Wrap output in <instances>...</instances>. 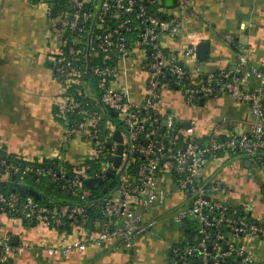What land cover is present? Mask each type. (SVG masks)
Returning a JSON list of instances; mask_svg holds the SVG:
<instances>
[{
	"label": "built area",
	"instance_id": "1",
	"mask_svg": "<svg viewBox=\"0 0 264 264\" xmlns=\"http://www.w3.org/2000/svg\"><path fill=\"white\" fill-rule=\"evenodd\" d=\"M36 2L45 8L54 39L53 71L64 96L58 108L64 136L85 143L91 155L87 152L79 167L72 170L64 167L63 159L46 163L30 158L8 160L0 155V212L57 231L69 221L78 233L75 239L41 242L48 255L65 257L88 245L118 244L129 252L134 240L155 226V220L145 219L148 210L176 200L172 221L179 227L194 223L195 239L171 246L169 264H262L253 247L264 246V216L252 219L248 215L253 202L229 204L221 200L224 187L206 177L204 169L227 153L240 155L251 166L264 170V72L240 47L234 69L195 76L198 67L181 64L166 46L167 39L174 40L184 32L182 56L192 64L198 61L196 46L207 40L204 30L186 29L190 18H198L188 0H171L169 5L166 0ZM52 8L56 10L54 17L50 16ZM225 39L233 44L230 38ZM114 52L123 60L132 53L142 57L147 90L141 103L130 102L126 92L116 87L117 66L108 62ZM86 78L92 80L94 90H89ZM251 80L255 83L250 87ZM167 82L189 102L227 93L236 103L247 105L253 117L250 131H228L224 138L197 140L192 127L159 114L161 87ZM71 85L83 89L79 92L96 108H87L70 96L67 90ZM113 120L123 128L118 167L112 163L119 145L113 138ZM116 169L120 173L114 190L90 201L92 192L85 180H105L110 172L114 176ZM28 176L38 185L48 180L78 203L41 204L30 194L21 196L1 189V185L16 183L27 187ZM92 205L101 216L98 221H90L87 208ZM26 246L12 245L0 235V264H9Z\"/></svg>",
	"mask_w": 264,
	"mask_h": 264
},
{
	"label": "crops",
	"instance_id": "2",
	"mask_svg": "<svg viewBox=\"0 0 264 264\" xmlns=\"http://www.w3.org/2000/svg\"><path fill=\"white\" fill-rule=\"evenodd\" d=\"M36 1L0 0V155L52 162L63 159L79 167L87 146L80 140H66L64 124L56 114L64 96L53 71L54 39L45 8ZM188 2L198 18H190L186 29L204 30L209 51L203 61L198 60L196 64L186 61L182 56L185 37L181 32L176 39L165 41L181 64L198 67L195 76L218 69H234L240 47L248 60L264 72V0ZM203 23H207L206 28ZM225 38H230L233 44L227 43ZM114 57L116 87L126 92L130 102L141 103L147 90L142 57L136 53L124 60ZM254 83L255 80H251L248 85L251 87ZM157 110L184 127H192L199 141L209 137L224 138L228 131L248 133L253 122L247 105L236 103L227 93L219 92L189 102L170 82L161 87ZM204 173L224 187L219 196L221 200L229 204L253 202L248 215L252 219L264 216V170L251 166L240 155L226 153L210 161ZM29 179L25 185L30 183ZM174 203L177 201L168 200L163 204L168 207L167 211L165 207L159 208L162 205L148 210L147 217L155 220V226L138 236L129 252L118 244H103L88 245L85 250L73 251L65 257L50 256L41 242L53 244L75 239L78 233L71 225H68L69 230L57 231L34 222H22L3 212H0V235L7 237L12 245H27L9 264H169L170 247L185 241L182 229L178 227L182 233L179 236L163 217L166 212L171 213ZM182 235L184 241H180ZM257 254L264 264L263 247Z\"/></svg>",
	"mask_w": 264,
	"mask_h": 264
},
{
	"label": "trees",
	"instance_id": "3",
	"mask_svg": "<svg viewBox=\"0 0 264 264\" xmlns=\"http://www.w3.org/2000/svg\"><path fill=\"white\" fill-rule=\"evenodd\" d=\"M54 5L56 7H58V3L57 1L54 2ZM108 62L110 63H115V58H114V55L112 54L111 57L109 58ZM86 83L87 85L90 87V88H93L92 86V80L90 78H86ZM79 90H83L81 89L80 87L76 86V85H71L68 90H67V93L70 95V96H73L76 100L80 101L83 106L85 104V107H90V108H96L95 106H93L92 104H89L87 99L83 97V92L81 91V93L79 92ZM94 90V88H93ZM57 116H59V119L62 120L61 118V114L59 115V112H56ZM1 156L7 158L8 160H12V159H15V158H12L6 154H2ZM45 162H49V163H53L52 161H48V160H45ZM55 163V162H54ZM64 167L68 170H72V169H76V166H72L70 165L69 163L67 162H64ZM30 179H32V176H28ZM114 177V176H113ZM111 176H107L104 183L99 185V184H95L96 188L95 189H91V197H90V201H95L97 199H100L101 197H103L104 195H106L108 192L106 191L105 193L103 192V188L104 187H107V190L110 189L109 186H108V182L113 178ZM29 179V180H30ZM50 185H53L55 186L54 184L50 183L48 180H44L43 181V185L41 184L40 186H38V188H35V186H32L31 183H27V187H31V188H34L35 190L41 192V194L39 195V197L36 199L39 203L41 204H52L54 201L55 202H75V203H78V201L74 200L71 195L67 192V191H62L61 189L59 188H55L56 191H54L52 194L50 193V190L48 189V186ZM1 189L3 191L7 190L6 189V186L5 185H1ZM28 194V193H27ZM21 195V194H20ZM26 195V194H25ZM21 196H24V195H21ZM62 199V200H61ZM87 213L89 215V218H90V221H98L101 219V216L99 214V211L97 208H95L93 205L88 207L87 208ZM189 228L188 229H184L183 227H180L183 231V234L185 235V241L181 244H187V243H190V242H193L194 241V236H193V232H194V223H191L189 222ZM68 225H70V222L69 221H65L63 226L59 229V230H62V229H67L69 230V227Z\"/></svg>",
	"mask_w": 264,
	"mask_h": 264
},
{
	"label": "water",
	"instance_id": "4",
	"mask_svg": "<svg viewBox=\"0 0 264 264\" xmlns=\"http://www.w3.org/2000/svg\"><path fill=\"white\" fill-rule=\"evenodd\" d=\"M166 3L169 5L171 4V0H166ZM56 14V10L54 8H52L50 10V16L54 17ZM209 51V42L208 41H203L201 43H199L196 46L195 49V54H196V58L199 61H203L206 58L207 52ZM117 53L114 52V56H116ZM202 100H200L199 102H201ZM110 114L112 116H114V112L110 111ZM113 124L116 126V130L114 131V135L113 138L115 140H117L119 142V145L117 147L116 150V156L112 159V163H113V167H118L121 161V153H122V136H121V130H123V128L118 124L117 120H113ZM107 176H111L113 177V173H108ZM104 179L101 178H88L85 180V184L87 187L91 188V189H95L96 186L95 184H103L104 183ZM6 189L14 192L17 191L19 194L21 195H25V194H30L32 195L34 198H38L39 195L41 194V192L35 190L34 188H27L25 186L19 185V184H14L13 186H11L10 184H6ZM107 191V187L103 188V192L105 193ZM181 227H183L184 229L188 228V224H183ZM195 239V238H194Z\"/></svg>",
	"mask_w": 264,
	"mask_h": 264
},
{
	"label": "rangeland",
	"instance_id": "5",
	"mask_svg": "<svg viewBox=\"0 0 264 264\" xmlns=\"http://www.w3.org/2000/svg\"><path fill=\"white\" fill-rule=\"evenodd\" d=\"M92 83V82H91ZM89 148H88V146L86 147V152L84 153V154H86L87 152V154L88 155H91L90 153H91V150H89ZM123 166H124V164H123ZM114 172H115V175H114V177L108 182V186H109V193L110 192H112V190H114V188L117 186V184H118V174L120 173V169L118 170V169H116V170H114ZM29 182L32 184V186H35V188H38V186H40L41 184L43 185V182H41V184L40 185H38V184H35V183H32V180H29ZM56 186H53V185H50V186H48V189L50 190V193L52 194L54 191H56ZM180 193H178L177 195H179ZM168 201V200H167ZM165 207V210L167 211V209H168V207H166V204L165 205H162L161 207H159V208H164ZM158 208V209H159ZM169 209H171L170 207H169ZM164 210V209H163ZM152 211V210H151ZM164 218H165V221H167L168 223H170L172 226H173V228L174 229H176L178 232V234H179V236H180V229H178V225L177 224H175L173 221H172V213H167L166 212V214L163 216ZM145 219H151V218H149V216L147 217V214H146V216H145ZM177 227V228H176ZM182 234V233H181ZM180 239V238H179ZM183 240V235H182V237H181V240L180 241H182ZM184 241V240H183ZM262 247H264L263 245H260V247H257V244L253 247V248H255V250H256V254H257V252H258V249L259 248H262ZM258 255V254H257Z\"/></svg>",
	"mask_w": 264,
	"mask_h": 264
}]
</instances>
